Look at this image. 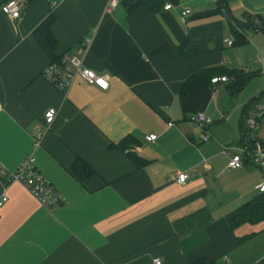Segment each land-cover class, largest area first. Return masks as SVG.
Wrapping results in <instances>:
<instances>
[{"label":"crops","instance_id":"1","mask_svg":"<svg viewBox=\"0 0 264 264\" xmlns=\"http://www.w3.org/2000/svg\"><path fill=\"white\" fill-rule=\"evenodd\" d=\"M18 1V19L0 10V165L15 170L41 129L35 165L65 201L50 211L8 184L0 264L264 261V192L257 190L264 169L248 156L227 168L222 154L224 145H242L255 111L246 107L264 90L251 86L264 66V0H226L224 11L217 0H166L155 12L128 11L130 0H122L110 13L107 0ZM50 14L55 55L70 56L91 37L83 65L108 75L106 90L76 77L63 93L44 78L51 59L33 30ZM233 19L242 43L229 28ZM206 69L182 102L185 79ZM231 70L250 76L235 93ZM215 76L228 81L212 86ZM48 108L56 110L49 125ZM237 111L235 137L227 121ZM196 112L214 120L205 142L204 129L188 119ZM75 159L93 172L76 177ZM176 172L188 174L185 184Z\"/></svg>","mask_w":264,"mask_h":264},{"label":"built area","instance_id":"2","mask_svg":"<svg viewBox=\"0 0 264 264\" xmlns=\"http://www.w3.org/2000/svg\"><path fill=\"white\" fill-rule=\"evenodd\" d=\"M121 0H107L104 13H110ZM171 4H165L164 9H169ZM0 10L11 16L13 19H18L20 14V2L18 0H8L3 3ZM190 11L188 9L181 12L182 16H185ZM92 38L87 36L81 40L77 50L70 56H63L58 62H50L43 72V76L48 80L57 90L65 93L72 85L76 77L81 78L88 84L94 85L101 90L108 88V75L97 73L92 69H89L83 65V58L86 55ZM227 44H231L230 40H227ZM261 77L264 80V66L259 71ZM226 76H215L210 78V84L216 86L220 83L227 82ZM263 101L256 104L255 111L252 113V118L247 116L245 124H248L251 129L256 131L259 125L264 123V90ZM1 109V104H0ZM56 110L54 108H48L44 113V123L49 125L54 116ZM188 119L191 122L198 124L204 129L201 140L203 142L210 138V132L206 129L213 123V119L206 115L204 112H196L189 115ZM44 132L37 128L32 137V151L25 155L17 168L13 171L7 170L0 165V183L2 191L0 194V208L7 201L6 190L8 184L18 183L22 185L42 206L53 211L58 205L64 203L65 198L53 187V185L45 178L36 168L35 158L33 151L39 147L43 138ZM156 135L149 134L146 136V140H154ZM253 145H241L232 146L224 145L222 148V154L226 157L227 168L236 169L243 165L244 156H248L249 159L258 166L264 169V147L254 136ZM175 181L178 184H185L188 180V174L185 172H176L174 174ZM257 190L260 193L264 192V175L261 181L257 185ZM152 264H161L159 257L152 259Z\"/></svg>","mask_w":264,"mask_h":264},{"label":"trees","instance_id":"3","mask_svg":"<svg viewBox=\"0 0 264 264\" xmlns=\"http://www.w3.org/2000/svg\"><path fill=\"white\" fill-rule=\"evenodd\" d=\"M8 0H0V7L3 3H5ZM122 1V0H121ZM166 0H130L127 3V9L128 11H131L135 8L138 7H146L150 11H156V9L162 5V3ZM226 0H217V5L216 7L220 11L226 10ZM53 21L52 15H48L44 20L40 22L36 26V28L33 30V34L41 46V48L47 53L49 58L51 59V62H58L60 57H57L54 53V46H55V38L53 36V33L51 31L50 25ZM235 21L234 19L232 22L229 23V28L232 32L233 38L235 39L236 43H242L244 41V37L242 36V32H240L237 28L234 29ZM260 25H264V23H260ZM236 27V26H235ZM234 42V40H233ZM207 69L206 70H200L196 73L191 74L188 76L183 84L181 85L180 91H179V96L180 100L183 102L185 99V95L187 94L188 89L190 88L191 85H193L196 81L199 79L203 78L207 74ZM229 75L232 76V80L230 85H228V88L230 89L231 93H235L239 89L245 85L246 81L249 79V75H245L239 71L231 70L229 72ZM263 101V93L261 92L257 97H254L251 101L248 107L246 109H249L251 106L255 107L256 104L260 103ZM247 114V112L245 113ZM244 134V133H243ZM254 136H242V145L251 146L253 145L254 142ZM258 141L261 143V145L264 147V139L257 138ZM120 147H123V144L120 145ZM248 158V157H247ZM140 161H138V164ZM71 173L74 174L78 178H83L93 172V170L82 160L80 159H75L70 167ZM235 218V217H234ZM239 220V218L234 219ZM241 221V219H240ZM234 221L231 223L233 224ZM255 264H264V261L257 262Z\"/></svg>","mask_w":264,"mask_h":264},{"label":"rangeland","instance_id":"4","mask_svg":"<svg viewBox=\"0 0 264 264\" xmlns=\"http://www.w3.org/2000/svg\"><path fill=\"white\" fill-rule=\"evenodd\" d=\"M254 79H257V80H254ZM250 80V79H249ZM254 80V81H253ZM253 81V83H252V87L257 83V82H259L258 84H259V88H260V90L261 89H263L264 88V80H263V78H260V77H258V78H252L251 79V82ZM250 86V85H249ZM248 86V88H247V90L245 91V93H244V95H247V93L249 92V90H250V88H252L251 86L249 87ZM258 96V95H257ZM257 96H255V97H257ZM239 112L237 111V112H231L230 114H228V121H227V123L230 125V127H232L233 126V128L235 129V133H234V136L235 137H238L239 136V133H238V127H237V124H238V119H239ZM252 115H250L249 117H251ZM252 118V117H251ZM243 131H244V134H250V135H256V136H259V137H261V138H264V123L263 124H261V125H259V128L256 130V131H254L253 129H251L250 127H249V125L248 124H246V126L245 127H243Z\"/></svg>","mask_w":264,"mask_h":264}]
</instances>
